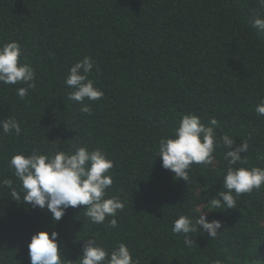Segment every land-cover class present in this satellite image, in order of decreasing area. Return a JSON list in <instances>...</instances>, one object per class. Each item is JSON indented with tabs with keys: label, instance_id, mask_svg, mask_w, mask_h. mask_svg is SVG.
Here are the masks:
<instances>
[{
	"label": "trees",
	"instance_id": "1",
	"mask_svg": "<svg viewBox=\"0 0 264 264\" xmlns=\"http://www.w3.org/2000/svg\"><path fill=\"white\" fill-rule=\"evenodd\" d=\"M264 8L258 0H0V45L17 41L22 63L35 71L23 100L0 84V119L14 116L16 135L0 130V264H30L28 244L41 230H55L64 257L82 255L86 238L111 251L124 242L139 264H261L264 262V185L236 197V208L207 204L219 198L229 167L226 150L211 164H192L189 180L162 167L159 140L195 113L205 125L215 117L217 140H247L239 167L264 168V35L252 26ZM85 56L95 64L89 79L104 92L82 113L68 98V70ZM99 148L113 161L107 195L124 203L116 228L93 224L85 205L69 207L58 223L24 202L10 167L13 155L33 149L54 153ZM157 156V157H156ZM15 189L19 201L12 197ZM235 196V193H233ZM207 197V199H206ZM226 207V206H225ZM219 220L215 239L202 230L193 246L172 232L180 215Z\"/></svg>",
	"mask_w": 264,
	"mask_h": 264
},
{
	"label": "clouds",
	"instance_id": "2",
	"mask_svg": "<svg viewBox=\"0 0 264 264\" xmlns=\"http://www.w3.org/2000/svg\"><path fill=\"white\" fill-rule=\"evenodd\" d=\"M258 4L264 8V0H258ZM252 26L264 35V18L259 14L253 19ZM21 55V45L17 41L0 45V84L26 85L16 89V94L23 100L29 95V89L36 87V74L30 64L21 62ZM94 64L92 57L85 56L70 67L64 81L66 86L72 89L67 95L68 98L81 105L82 113H90L92 110L91 105L85 103L86 100L97 101L104 96V92L89 79ZM255 111L264 116V102L257 104ZM217 125L215 117H211L205 125L195 113L183 115L179 126L174 128L169 136L159 140L157 156L162 159L164 169L170 170L177 178H183L187 182L190 166L211 164L214 160V150L222 146L226 150L224 158L229 165L223 177V189L227 191H219V198L215 195L207 204L214 208L231 209L236 208V197L250 193L253 189L259 190L264 185V168L232 167L237 162L246 163L241 153L248 151L249 143L244 140L237 145L228 134L217 140ZM0 130L3 133L14 131L16 135L21 133L20 123L14 116L0 119ZM10 167L21 182L24 202L32 208L38 207L50 212L53 222L58 223L69 207L85 205L84 214L91 223L103 224L106 217L112 216L108 227H117L115 217L118 210L124 209L125 203L118 196L107 195V190L113 184L112 176L108 174L113 168V161L99 148L89 150L78 147L74 151L56 149L50 154L33 149L27 155L21 151L11 157ZM0 183L12 187L7 179ZM12 197L19 201L15 189L12 191ZM220 227L219 220L209 222L206 213L201 211L198 218L180 215L173 221L172 232L182 235L185 244L191 247L194 240L190 234L202 228L210 238L215 239ZM64 248L65 245L57 231H38L31 236L28 244L30 264H139V260L133 258L131 250L124 242H119L109 251L100 245L95 237H88L82 255L75 261L64 257ZM213 264L222 262L217 260ZM261 264L264 262L261 261Z\"/></svg>",
	"mask_w": 264,
	"mask_h": 264
}]
</instances>
